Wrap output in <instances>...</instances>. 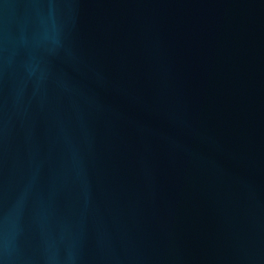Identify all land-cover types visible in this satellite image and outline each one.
<instances>
[{
    "label": "water",
    "instance_id": "water-1",
    "mask_svg": "<svg viewBox=\"0 0 264 264\" xmlns=\"http://www.w3.org/2000/svg\"><path fill=\"white\" fill-rule=\"evenodd\" d=\"M0 264H264V0H0Z\"/></svg>",
    "mask_w": 264,
    "mask_h": 264
}]
</instances>
